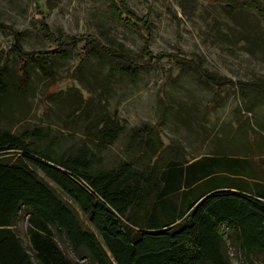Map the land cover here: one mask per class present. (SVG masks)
Instances as JSON below:
<instances>
[{
	"label": "rangeland",
	"instance_id": "1",
	"mask_svg": "<svg viewBox=\"0 0 264 264\" xmlns=\"http://www.w3.org/2000/svg\"><path fill=\"white\" fill-rule=\"evenodd\" d=\"M109 4L0 0V71L7 83L0 132L25 138L33 152L53 160L84 158L92 173L130 165L133 147L146 138L164 150L158 165L211 154L244 156L256 139L250 129L264 121V96L241 94L233 84L264 85V0H117L132 22H148L151 65L143 38L117 23ZM13 32L21 35L25 52L51 51L66 37H95L124 63L144 67L126 73L124 63L89 52L83 42L62 56L21 67ZM199 68L232 85H206ZM104 122L118 133L114 141L95 138ZM240 127L238 142H221ZM17 230L27 243L24 220ZM63 251L77 259L66 247ZM230 257L232 264H248L233 249Z\"/></svg>",
	"mask_w": 264,
	"mask_h": 264
},
{
	"label": "trees",
	"instance_id": "2",
	"mask_svg": "<svg viewBox=\"0 0 264 264\" xmlns=\"http://www.w3.org/2000/svg\"><path fill=\"white\" fill-rule=\"evenodd\" d=\"M109 2L114 20L143 38L151 65L148 22L133 23L117 0ZM43 30L51 37L47 25ZM65 39L51 51L25 52L21 35L13 32V48L21 67L62 56L82 42L89 52L125 62L98 38ZM141 67L126 62L122 71L136 74ZM199 71L210 87L232 85ZM233 86L241 94L251 90L264 96L263 84ZM6 91L0 71V107ZM240 131H228L221 142H238ZM250 131L256 139L244 156L211 154L158 165L164 150L146 138L133 147L130 165L98 173L84 158L53 160L33 152L25 138L0 132V264H232L231 249L248 264H257V258L264 264V121ZM117 134L104 122L95 138L114 141ZM20 220L27 243L18 234ZM62 246L77 259L70 260Z\"/></svg>",
	"mask_w": 264,
	"mask_h": 264
}]
</instances>
